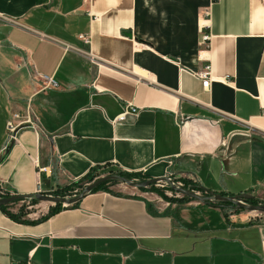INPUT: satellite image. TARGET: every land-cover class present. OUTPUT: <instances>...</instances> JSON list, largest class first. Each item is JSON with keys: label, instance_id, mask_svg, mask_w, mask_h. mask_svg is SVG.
Instances as JSON below:
<instances>
[{"label": "crops", "instance_id": "obj_1", "mask_svg": "<svg viewBox=\"0 0 264 264\" xmlns=\"http://www.w3.org/2000/svg\"><path fill=\"white\" fill-rule=\"evenodd\" d=\"M15 113L33 124L3 158ZM96 167L264 201V0H0V183L50 193ZM125 188L44 219L0 208V264L264 263V212Z\"/></svg>", "mask_w": 264, "mask_h": 264}, {"label": "rangeland", "instance_id": "obj_2", "mask_svg": "<svg viewBox=\"0 0 264 264\" xmlns=\"http://www.w3.org/2000/svg\"><path fill=\"white\" fill-rule=\"evenodd\" d=\"M126 172V170L115 168V169H108V168H97L94 169L91 178L83 179L82 177L78 179H70L58 185L55 189L50 191V194L55 196H73L78 194L82 191V189L89 184L90 182L94 181L100 176L108 175V174H119ZM129 173H133L134 171H128ZM143 174V173H142ZM144 175V174H143ZM167 177L171 178L170 181H160L155 184L148 186L144 191L148 192V195L151 198H154L157 202L161 203L162 205H175L179 206L185 204L191 200L192 197L189 195L183 194L177 191L174 187L175 185H180L182 188L190 189L196 192L199 195H208V193H204L201 189L197 186L196 182L192 179H189L185 176L176 175L173 172H169ZM131 179L143 181L147 178L144 177H132ZM128 185L123 183L120 180H115L107 183L106 187L108 190L113 192H120L123 189H126ZM4 188H2L0 184V196L5 197L11 195V192H6ZM258 200V199H257ZM258 203H264V201L258 200ZM58 204H55L50 201L39 200L35 197L26 198L24 200H17L11 202L7 206V210L14 214L16 218H42L43 216L47 215L52 209H54Z\"/></svg>", "mask_w": 264, "mask_h": 264}, {"label": "water", "instance_id": "obj_3", "mask_svg": "<svg viewBox=\"0 0 264 264\" xmlns=\"http://www.w3.org/2000/svg\"><path fill=\"white\" fill-rule=\"evenodd\" d=\"M14 142L11 141L9 145L7 146L5 156L8 154L9 149L11 148L12 144ZM3 160V159H2ZM108 180H120L123 183H126L129 186L135 187V188H144L148 187L152 184H155L160 181H170L169 177L164 176V177H151L143 181L135 180V179H130L126 176L120 175V174H108L104 176H100L94 181L90 182L87 184L81 192L78 194H75L73 196H55L50 193H45L40 190V186L38 187V190L33 193V194H20V193H15L11 194L9 196L0 198V206L1 205H7L11 202L17 201V200H24L26 198L30 197H35L39 200H45V201H50L55 204L57 203H62L63 205H70L74 204L77 201L81 200L86 194L92 191L93 188H95L97 185L108 181ZM177 191L189 195L193 199L199 200V201H204L208 203H213V204H218L221 205L224 202H229L231 205L251 211H262L264 212V203H251L250 200L253 198V195L248 193V192H242L238 194H233V195H226L222 194L216 191H207L208 195H199L196 192L190 190V189H185L182 187H174Z\"/></svg>", "mask_w": 264, "mask_h": 264}, {"label": "built area", "instance_id": "obj_4", "mask_svg": "<svg viewBox=\"0 0 264 264\" xmlns=\"http://www.w3.org/2000/svg\"><path fill=\"white\" fill-rule=\"evenodd\" d=\"M210 37H211L210 33H203L202 43H207V41L210 40ZM80 38H82L86 42H90V38L87 37L86 35H80ZM197 76L202 79L203 87L208 88L210 86L212 79H213L211 64L210 63L206 64L200 71L197 72ZM41 78L44 79L48 85H54V86L57 85L56 80L53 79L52 77H47V76L42 75ZM130 113L131 114H137L138 110L135 107H129V105H128L125 107V109L122 113L117 115V117L114 119V121L115 122L124 121L127 119L128 115ZM14 119H20V120L18 122H15L14 120L8 121L7 129L9 131V141L14 139L15 134L17 132V128L20 125L25 124V123L33 124V120L30 118V116L22 118L19 113L14 114ZM224 146H226V144H224ZM169 179L171 180V178H169ZM0 184L6 192H10L9 190H6V188L2 185V183H0ZM175 187H181V186L175 185ZM11 194H15V193L11 192ZM0 198H3V197L0 196ZM29 264H33V263L29 262ZM260 264H264V263H260Z\"/></svg>", "mask_w": 264, "mask_h": 264}, {"label": "trees", "instance_id": "obj_5", "mask_svg": "<svg viewBox=\"0 0 264 264\" xmlns=\"http://www.w3.org/2000/svg\"><path fill=\"white\" fill-rule=\"evenodd\" d=\"M94 169H97V167L96 168H94ZM94 169H92V171H89L88 173H86L82 178L85 180V179H89V178H91V174H92V172H93V170ZM120 175H123V176H126V177H128V178H132V177H144V178H147L148 179V177L147 176H145V175H143L142 174V172L141 171H135V172H133V173H129L128 171H126V172H123V173H119ZM111 181H115V180H108V181H105V182H103V183H101V184H99V185H97L95 188H93L92 189V191L91 192H95V191H98V190H107V187H106V185H107V183H109V182H111ZM147 187H144V188H142L143 190H145ZM250 202L251 203H258L259 201L256 199V198H252L251 200H250ZM58 205L54 208V209H52L47 215H45V216H43L41 219H44V218H47V217H49V216H51V215H53V214H55V213H57V212H59L61 209H62V207H63V204L62 203H57ZM222 204H224V205H230V206H232L229 202H224V203H222ZM7 206H8V204L7 205H1L0 206V208L4 211V212H6L11 218H16L15 216H14V214H12L11 212H9L8 210H7Z\"/></svg>", "mask_w": 264, "mask_h": 264}]
</instances>
